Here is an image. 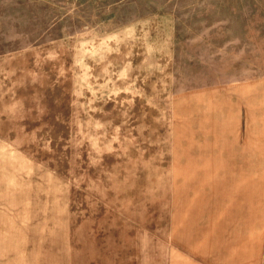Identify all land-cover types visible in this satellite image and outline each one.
Returning a JSON list of instances; mask_svg holds the SVG:
<instances>
[{
    "label": "rangeland",
    "instance_id": "rangeland-1",
    "mask_svg": "<svg viewBox=\"0 0 264 264\" xmlns=\"http://www.w3.org/2000/svg\"><path fill=\"white\" fill-rule=\"evenodd\" d=\"M0 264H264V0H0Z\"/></svg>",
    "mask_w": 264,
    "mask_h": 264
}]
</instances>
